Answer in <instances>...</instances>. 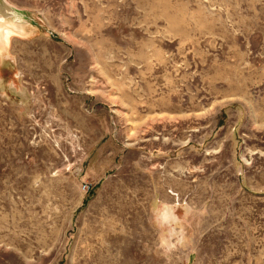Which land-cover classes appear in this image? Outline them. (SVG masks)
Wrapping results in <instances>:
<instances>
[{
  "label": "rangeland",
  "instance_id": "1",
  "mask_svg": "<svg viewBox=\"0 0 264 264\" xmlns=\"http://www.w3.org/2000/svg\"><path fill=\"white\" fill-rule=\"evenodd\" d=\"M0 264H264V0H0Z\"/></svg>",
  "mask_w": 264,
  "mask_h": 264
},
{
  "label": "built area",
  "instance_id": "2",
  "mask_svg": "<svg viewBox=\"0 0 264 264\" xmlns=\"http://www.w3.org/2000/svg\"><path fill=\"white\" fill-rule=\"evenodd\" d=\"M83 186H84V188H87L88 189V187L86 185H83Z\"/></svg>",
  "mask_w": 264,
  "mask_h": 264
}]
</instances>
